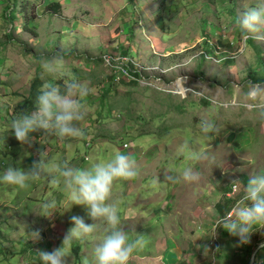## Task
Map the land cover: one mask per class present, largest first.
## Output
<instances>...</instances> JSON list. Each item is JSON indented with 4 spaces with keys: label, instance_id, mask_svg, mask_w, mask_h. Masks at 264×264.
I'll use <instances>...</instances> for the list:
<instances>
[{
    "label": "rangeland",
    "instance_id": "1",
    "mask_svg": "<svg viewBox=\"0 0 264 264\" xmlns=\"http://www.w3.org/2000/svg\"><path fill=\"white\" fill-rule=\"evenodd\" d=\"M255 2L0 0V173L9 164L30 167L39 151L78 167L125 153L139 174L117 181L112 199L129 238L145 241L129 264H251L264 229L242 247L220 228L210 237L214 221L228 217L242 195L233 181L245 184L250 172L264 170V35L245 38L235 23ZM57 53L92 89L82 99L84 135L37 132L29 148L12 135L11 117L22 112L34 81L37 91L63 84L41 66ZM252 85L259 86L255 95ZM202 120L218 129L208 139ZM186 143L207 158L182 151ZM186 168L199 178L167 182ZM156 178L162 183L154 185ZM51 199L55 207L45 212L41 205ZM69 207L60 182L41 179L23 189L0 183V264H40L36 252L60 246L70 216L93 222L82 207ZM103 227L73 244L67 264H91ZM37 229L34 242L27 234ZM205 246L220 253L213 259ZM259 250L255 264L264 257Z\"/></svg>",
    "mask_w": 264,
    "mask_h": 264
},
{
    "label": "clouds",
    "instance_id": "2",
    "mask_svg": "<svg viewBox=\"0 0 264 264\" xmlns=\"http://www.w3.org/2000/svg\"><path fill=\"white\" fill-rule=\"evenodd\" d=\"M235 23L245 38L264 35V0H256L254 6H249L236 16ZM41 66L48 74L63 80V84L46 83L36 96L32 110L22 111L11 117L12 135L21 145L29 148L33 145L32 134L37 132L44 137L61 139L82 137L84 132L79 124L85 120L88 112L82 99L92 91L88 82L80 81L67 67L61 53L43 59ZM252 89L251 94L255 95L259 86L252 85ZM199 128L205 139L218 131L209 120L200 121ZM181 150H187L197 160L207 158L203 153H191L187 143ZM37 157L28 168L9 164L0 173V183L23 189L31 182L41 179L52 184L60 182L66 200L70 203L68 211L73 206H80L93 221L86 223L82 216H70L71 227L63 235L60 246L50 252H36L40 264H67L72 255L73 244L92 238V234L101 229V224L104 226L103 235L92 250L91 264H129L134 252L143 248L144 236L136 234L134 239L129 238V233L121 226L118 202L112 197L117 181L131 180L139 174L136 162L119 151L110 159L93 162L87 167H78L66 160L53 163L46 151H39ZM198 178L197 172L186 168L182 176L169 175L166 180L175 184L181 179L192 182ZM161 183L159 178L153 180L154 185ZM233 184L242 193L232 209L233 217L215 220L210 239L215 238L216 230L220 228L236 239L235 247H242L251 243L253 234L264 229V170L250 172L245 184H241L239 180L233 181ZM41 207L47 212L55 207V200L45 201ZM254 226H259V230H254ZM27 235L34 242L41 239L39 229ZM204 252L214 259L220 253V247L210 251L205 246Z\"/></svg>",
    "mask_w": 264,
    "mask_h": 264
},
{
    "label": "trees",
    "instance_id": "3",
    "mask_svg": "<svg viewBox=\"0 0 264 264\" xmlns=\"http://www.w3.org/2000/svg\"><path fill=\"white\" fill-rule=\"evenodd\" d=\"M16 3L17 2H14V5L11 8V10L12 11H15V12H17L16 11V9H17V4ZM14 16H15V14H13V16H12L13 18H11L12 20L14 19ZM128 51H129L128 47L125 48V51H124V54L123 55H127L128 54ZM33 83L34 84L31 87L30 95L24 100V102L22 103V106H20V108H21L22 111H28L29 109H32L34 107L35 98H36V96L39 93V91H37V86H39L41 83L38 80L37 81H34ZM252 252H254V249H252L251 253ZM260 253L264 255V246L262 248H260L259 254ZM257 256H258V254H257ZM261 264H264V257L262 259V263Z\"/></svg>",
    "mask_w": 264,
    "mask_h": 264
},
{
    "label": "water",
    "instance_id": "4",
    "mask_svg": "<svg viewBox=\"0 0 264 264\" xmlns=\"http://www.w3.org/2000/svg\"><path fill=\"white\" fill-rule=\"evenodd\" d=\"M232 139H233V136H230V137L228 138L227 141H228V142H231ZM263 246H264V243L255 249V251L253 252L252 257H251V262H250L251 264H253V262H254V257H255V255H256L257 251H258L260 248H262Z\"/></svg>",
    "mask_w": 264,
    "mask_h": 264
},
{
    "label": "built area",
    "instance_id": "5",
    "mask_svg": "<svg viewBox=\"0 0 264 264\" xmlns=\"http://www.w3.org/2000/svg\"><path fill=\"white\" fill-rule=\"evenodd\" d=\"M121 71H122V69H120ZM122 72H124V71H122ZM124 74H126L125 72H124ZM85 160H87V158H85ZM231 216H232V213H230L229 215H228V218H231Z\"/></svg>",
    "mask_w": 264,
    "mask_h": 264
}]
</instances>
